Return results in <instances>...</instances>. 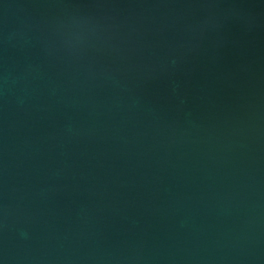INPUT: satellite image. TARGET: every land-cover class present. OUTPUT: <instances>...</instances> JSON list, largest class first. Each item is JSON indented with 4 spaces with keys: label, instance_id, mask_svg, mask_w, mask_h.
Instances as JSON below:
<instances>
[{
    "label": "water",
    "instance_id": "1",
    "mask_svg": "<svg viewBox=\"0 0 264 264\" xmlns=\"http://www.w3.org/2000/svg\"><path fill=\"white\" fill-rule=\"evenodd\" d=\"M0 264H264V0H0Z\"/></svg>",
    "mask_w": 264,
    "mask_h": 264
}]
</instances>
